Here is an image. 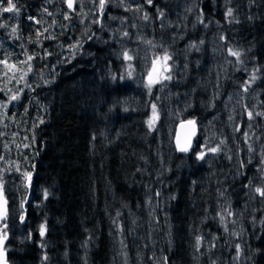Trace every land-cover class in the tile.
Here are the masks:
<instances>
[{
	"label": "trees",
	"instance_id": "1",
	"mask_svg": "<svg viewBox=\"0 0 264 264\" xmlns=\"http://www.w3.org/2000/svg\"><path fill=\"white\" fill-rule=\"evenodd\" d=\"M22 1L15 37L30 54L41 55L51 46L36 39V2ZM41 1L59 16L71 11L65 0ZM141 13L149 17L159 53L167 49L172 57L171 87L181 84L184 94L192 93L193 105L182 120L202 124L193 148L164 155L162 124L149 132L145 123L151 94L136 88L134 76L119 78L125 69L110 71V63L119 61L106 47L94 43L87 59L78 54L62 63L50 86L36 88L17 104L24 118L33 109L34 118L44 123H35L27 153L18 157L24 170L33 172L31 186L21 194L25 219L19 234L26 231L29 237L19 239L14 251L7 239L10 264H38L39 256L51 264H113L116 254L122 264H135L137 251L142 264H151L149 253L156 255V264H264V196L255 191L264 189V115H257L264 113V0H141ZM53 34L61 39L76 32L68 27ZM211 36L221 39L223 51L241 53L242 63L234 58L219 75L229 87L252 84L254 101H244L249 110L236 116L239 131L216 127L210 138L204 118L210 105L218 104L217 83H212L220 61L212 54ZM126 42L134 44V36ZM225 52L223 60L229 62ZM50 59L54 64L55 57ZM139 61L136 55L135 72ZM155 91L161 103L162 90ZM217 145L218 153L208 151ZM198 149L206 153L202 160L196 158ZM13 209L9 202L2 223H12Z\"/></svg>",
	"mask_w": 264,
	"mask_h": 264
},
{
	"label": "rangeland",
	"instance_id": "2",
	"mask_svg": "<svg viewBox=\"0 0 264 264\" xmlns=\"http://www.w3.org/2000/svg\"><path fill=\"white\" fill-rule=\"evenodd\" d=\"M19 2L20 0H13L17 9H19L18 13L15 11L3 12L0 10V25H6V27H0V45H2V48H0V59H4L5 56L11 54L14 58H11L9 63H15L18 67H21L18 63L19 61L26 60L27 55H32L34 57V59L30 61L32 72L28 73L26 77V82L31 85V89L26 88L24 92L20 93V100L10 104L8 109H0V115H2L3 112H7V116L4 117L3 122L0 123V132L5 134L0 137V155L4 156V160H0V173H2V190L4 197L10 203L14 204V209L12 210V213L10 214L11 218L9 219L12 223L5 222L7 225L12 226L11 229H7V239L11 240L13 251L17 248V246L14 245L15 243L18 245L20 240L29 237L26 231L19 234L20 229L22 228L20 217L22 215L21 203L23 202V198H21V196L27 189H25L26 181L21 175V173L25 171L24 166H26V163L19 160L18 157L20 155H26L27 150L23 145L29 143L31 138L29 135L31 133L32 135H35L33 125L40 121V119L37 120V118H34L33 109L31 116L27 115V118H24L20 114V109L17 104H20V101L21 103L26 101L36 88L50 86L55 80L57 67L61 66L62 63L71 62L78 54L84 58H88L92 53L87 52L90 51L94 43L99 46L106 47L107 52L109 51V55L112 56V59H117L119 61L116 66L110 63V71L116 69L122 74L123 69L127 70L128 63H131L132 71L134 73V58L130 62L124 61L122 52L124 50H128L129 54L133 57L137 55L140 61L136 72L133 74V79L135 85L137 86L136 88L139 87L146 92H148V90L144 87V84L146 82L148 72L152 68V61L157 56L161 58L164 56V54L159 53L155 45L151 22L146 24L148 20H145V15L141 13V0H123V2L122 0H106L103 13H101L99 9V0H74L73 10L70 12L68 11L67 13L63 12L64 16H59L54 10L52 11L43 7L44 3L41 0H29V4L31 2H36L37 5V10L35 12L36 15L33 17V22L37 28V32L41 33V35L36 36V39H39L40 37L44 39L45 37H55L54 39H47V41L40 42L39 45L49 44L51 47L46 50L53 54L47 56L45 59H41L45 53H40L41 55L34 53L30 54L23 44L18 45L19 41L12 35L11 30L13 27H16L17 31L19 30ZM22 2L24 3V1ZM0 3H2L4 7L7 6V0H0ZM182 6L185 7L186 3H182ZM66 15L68 16V19L65 18ZM72 17H74V19L69 20V18ZM97 20L99 23L94 22ZM77 25L78 29L76 27ZM68 27H72L75 30L76 34L74 36L69 35L58 39L57 36L53 34L56 31H62ZM78 30H82V32L80 33ZM123 32H128V37H122L121 34ZM89 36H92L93 38L88 39ZM132 36H134V44L131 45V43L128 44L126 41L130 40ZM210 38L211 41L209 40V42L212 45V54L215 58L220 59L216 69L215 82L213 79L212 83H217V85L215 84L217 86L215 91H217L216 101L218 104L214 101L209 107L211 110L210 114L204 118V124L208 130V137L211 138L216 134L214 131L216 127L220 128L219 132L225 133L227 132V127L232 132L238 128V125L236 124V116L241 114L243 108L249 110L250 104L244 101H254L251 97L254 86L249 83L247 87L241 88H238L236 84L233 87H229L227 85L226 81L220 77L219 73L236 57L230 55L229 51H223L221 39L219 37L211 36ZM78 40L83 41L82 47L70 50L68 45L73 44ZM145 41H152V44H148ZM61 45H63V47H61ZM11 46H13L14 49H11ZM73 51L75 52V55H73ZM223 52H225L226 57L229 58V62L223 60ZM50 56L55 57L54 64L52 63ZM168 64L171 65V72H173L174 66L170 63V60L168 61ZM22 67L26 69L27 65H23ZM2 70L3 65H0V73H2ZM137 70L141 74V77L137 76ZM21 74L22 73L19 72L15 73L16 79H19ZM11 75H13V73L10 72L9 76ZM117 77H119V74H117ZM123 77V80H127L128 78L127 76ZM45 80L52 82L45 84ZM218 81H220V84ZM3 83V76L0 74V87H3ZM170 83L171 80H168L164 81V85L166 86H162L160 84L155 85L151 93V99L157 105V109L160 113V119L157 121V126L160 123L162 124V134L163 136H166L164 142L166 145H162L161 148L163 149L164 155L168 157H171L174 154V149L176 151L174 145L176 126L179 122L185 121L182 120L185 116L184 113L190 110L191 107H189V104L190 106L193 105V100L190 95L192 93L190 90L187 91L186 95L184 94L185 90H183L181 84H179L178 87L172 88ZM21 87H23V83L17 84L15 80H12L8 84V88L12 89V93H9V95L15 93L17 89ZM159 87L162 90L163 96V101L161 103L157 100V97L160 98V94L158 91H155V89ZM174 91H176V93H174ZM27 94V97H23ZM6 99L7 97L3 93H0V100ZM151 106L148 110L149 117L152 115ZM12 107H16V110H9ZM29 112L30 111H27V114H29ZM17 123H22V128H20ZM5 124L7 127H4ZM197 126L199 134L202 124H197ZM4 144H8L7 151L4 149ZM17 145H19V147H17ZM200 151L202 150H199V152ZM17 166L20 168V172L15 171ZM8 168H11L12 170L7 172L3 171ZM8 194L9 198L7 196ZM16 218L20 220V223L15 224ZM147 219L153 220L151 217ZM151 233L152 232L149 234ZM7 239L5 240L6 253H8V249H6ZM149 256L151 258V264H156V255L154 253H149ZM142 261V253L137 251L135 264H142ZM38 264L51 263L50 260L48 261L43 256H39ZM113 264H122V258L120 255H115Z\"/></svg>",
	"mask_w": 264,
	"mask_h": 264
},
{
	"label": "snow or ice",
	"instance_id": "3",
	"mask_svg": "<svg viewBox=\"0 0 264 264\" xmlns=\"http://www.w3.org/2000/svg\"><path fill=\"white\" fill-rule=\"evenodd\" d=\"M65 2L67 3V6L69 9L73 8V0H65ZM123 2V0H122ZM147 2L149 4L152 3V0H147ZM105 3L106 0H99V9L101 11V13H103L104 8H105ZM0 10H2L3 12H19V9H17L16 5L13 3V0H7V6L4 7L2 3H0ZM160 16H163L164 13L162 11H160L158 9ZM232 15V9H228L226 16H231ZM66 19H68V16H65ZM149 17L147 15L144 16V19L147 20ZM96 23H99V21H94ZM0 27H6V25H0ZM16 27H13L11 32L12 35L15 36L16 35ZM41 33H37V36H40ZM122 37H128L129 33L128 32H123ZM55 37H45V39H54ZM92 36H89L88 39H92ZM223 39V37H222ZM148 44H152V41H145ZM201 43H203V41H201ZM83 45V41L82 40H78L73 44L68 45V48L70 50H75L78 49L80 47H82ZM61 47H63V45H61ZM190 48H196L197 50H199L197 48L196 44H191L189 46ZM0 48H2V45H0ZM229 54L232 56L237 57V60L239 62L242 63V61L239 60L241 53L239 51H233L232 49H229ZM26 54V53H25ZM27 55V54H26ZM52 55V53H49L46 49H45V54L43 57H41V59H45L47 58V56ZM73 55H75V52L73 51ZM122 56L124 61L126 62H130L133 60V56L129 54L128 50H124L122 52ZM171 55L167 52V49L164 50V56L161 58L159 56H157L156 58L153 59L152 61V68L151 70L148 72L147 78H146V82L144 84V87L148 90V93L151 94L152 93V89L155 85L160 84L162 86H166L164 85V81H168V80H172L174 79V76L172 75L171 72V65L168 64V61L171 60ZM11 59V54H8L7 56L4 57V59H0V65H3V70H2V76H3V87H0V93H3L7 99L6 100H0V109H8L9 105L12 104L13 102H17L20 100V93L24 92V90L27 89H31V85L27 84L26 82V77L28 75V73L32 72V66L30 61H32L34 59V57L32 55H27V59L24 61H19V65H21V67H18L17 64L15 63H9V60ZM23 65H27V68L25 69L24 67H22ZM13 73V75L9 76V73ZM22 73L19 77V79H16L15 73ZM167 73V74H165ZM126 76L128 78H131L133 76V71H132V64L128 63L127 65V70H126ZM121 79H124L123 76L120 77ZM113 79H116L115 76H113ZM256 76L253 75L252 76V80H255ZM15 80L17 84L23 83V87L17 89V91L11 95H9V93H12V89L8 88V84L12 81ZM52 81H48L45 80L44 83L45 84H49ZM247 83V82H246ZM247 90V89H245ZM157 100H159V97H157ZM152 115L145 121V123L147 124L148 130L149 132H152L153 130H155L157 128V121L160 119V113L157 109V105L155 103L152 104ZM190 107V105H189ZM27 108H25V113H27ZM127 111V109H125ZM249 118H252V113L249 112L248 113ZM257 115H264V113H257ZM7 116V112H3L2 115H0V123L3 122L4 117ZM231 119V117H230ZM40 123H44V121L41 119ZM185 125L190 126L191 131L190 133L186 136V138L184 139L183 142H181V138H180V133L177 132V136H176V150L179 152H183V153H188L190 151V149L192 148V139L193 137L197 136V121L195 118L188 120V121H181V128H184ZM39 125L34 124L33 127H38ZM4 127H7V125L5 124ZM236 131H239V129H235ZM5 134L3 132H0V137L4 136ZM15 135V134H14ZM245 137L247 139V133H245ZM27 139V138H25ZM32 143H35V137L33 136L32 138ZM225 141L221 140L220 144H224ZM25 148L29 147L28 144H24L23 145ZM17 147H19V145H17ZM202 148L204 147L203 145L201 146ZM4 149L7 151L8 150V144H4ZM220 146L217 145V147L215 148H209L208 151L212 152V153H218L220 151ZM249 152L252 151V147L251 145H249ZM205 151H200L196 154V158L198 160H202L205 158ZM0 160H4V156L0 155ZM261 163L264 164V158H262ZM33 170L35 168V166L33 165ZM241 167H244L243 163L241 164ZM11 168L8 169H4V172L7 171H11ZM16 172H20V168L17 166L15 169ZM139 171V169H138ZM21 175L24 177L25 181H26V187H30L31 186V182H32V176H33V172L32 171H24L23 173H21ZM3 181H2V173H0V220H4L6 218L7 215V210L5 205L7 204V201L4 200V196H3ZM256 193L260 194L261 196H264V189L257 187L255 189ZM45 199H47L49 193L48 191L45 189L44 193H43ZM157 195H159V193H157ZM221 195H223V193H221ZM27 199V198H25ZM24 206V202L21 203V208H23ZM232 213L229 212L228 215H231ZM117 215L119 216V213H117ZM219 215V214H218ZM21 222H24V216L23 214L20 217ZM224 216L220 215V222L223 224L224 223ZM45 231H46V226L45 224H41L39 226V232H40V236L43 237L45 235ZM225 231H227V227H225ZM234 235H236V233H233ZM7 239V224L5 223L4 229H3V234L0 235V264H7L6 258H5V249L3 247L4 245V241ZM201 237L197 236L196 237V247L199 248L200 243H201ZM215 239V237L213 238ZM236 252H237V257H239L240 255V245H236ZM47 257H45L46 259Z\"/></svg>",
	"mask_w": 264,
	"mask_h": 264
},
{
	"label": "water",
	"instance_id": "4",
	"mask_svg": "<svg viewBox=\"0 0 264 264\" xmlns=\"http://www.w3.org/2000/svg\"><path fill=\"white\" fill-rule=\"evenodd\" d=\"M73 2H74V0H73ZM66 5H67V3H66ZM71 9H72V8H71ZM180 125H181V122H179V123L177 124V126H176V130H175V136H174V145H175V148H176V136H177V132L180 133L181 142H183L184 139L186 138V136H187V135L190 133V131H191L190 126L185 125L184 128H181ZM197 135H198V126H197ZM196 138H197V136H196V137H193V139H192V148H193V145H194V142H195ZM192 148H191V149H192ZM191 149H190V150H191ZM176 151H177V150H176ZM177 152H179V151H177ZM4 200H6V199L4 198ZM7 206H8V203L5 205L6 210H8V207H7ZM0 225H1V220H0ZM3 229H4V226H0V231H2ZM3 247H4V249H5V241H4V245H3ZM5 258H6L7 264H10V263L8 262V260H7V253H6V251H5Z\"/></svg>",
	"mask_w": 264,
	"mask_h": 264
}]
</instances>
